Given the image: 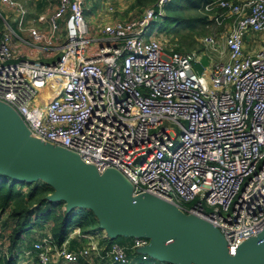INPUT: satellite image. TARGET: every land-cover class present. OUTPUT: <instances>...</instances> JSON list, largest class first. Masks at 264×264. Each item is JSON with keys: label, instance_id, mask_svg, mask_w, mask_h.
<instances>
[{"label": "built area", "instance_id": "built-area-1", "mask_svg": "<svg viewBox=\"0 0 264 264\" xmlns=\"http://www.w3.org/2000/svg\"><path fill=\"white\" fill-rule=\"evenodd\" d=\"M165 1L119 17L113 12L121 7L99 0L92 29L82 15L85 0H57L45 19L48 30L31 21L28 38L21 39L45 53L59 51L47 61L18 50L11 29L0 31V103L28 138L73 154L97 175L115 171L130 198L149 192L204 219L233 255L264 227V38L256 48L243 46L247 34L264 32V0L203 3L210 30L216 28L199 40L221 59L208 66L194 49L179 50L148 32ZM1 2L19 24L22 4ZM62 16L63 39L56 46ZM55 84L57 91L41 103L40 90ZM84 236L86 245L67 250L43 235L31 251L37 264L52 256L74 261L88 250L108 263L129 262L124 245L111 242L103 255L92 234ZM148 243V236H131L130 248L144 264H172L151 261L140 250Z\"/></svg>", "mask_w": 264, "mask_h": 264}, {"label": "water", "instance_id": "water-1", "mask_svg": "<svg viewBox=\"0 0 264 264\" xmlns=\"http://www.w3.org/2000/svg\"><path fill=\"white\" fill-rule=\"evenodd\" d=\"M135 158L134 162H139ZM0 172L11 178H42L53 187L50 200L63 209L89 207L107 237H149L143 248L172 264H264V227L229 255L223 238L197 215H184L167 200L149 192L129 197V187L113 170L97 175L71 153L30 139L16 116L0 103Z\"/></svg>", "mask_w": 264, "mask_h": 264}, {"label": "trees", "instance_id": "trees-1", "mask_svg": "<svg viewBox=\"0 0 264 264\" xmlns=\"http://www.w3.org/2000/svg\"><path fill=\"white\" fill-rule=\"evenodd\" d=\"M98 1V0H96ZM154 0H133L132 4L149 3ZM208 0H166L160 15V30L172 31L183 48L190 50L195 37L203 35L210 21L202 5ZM170 24V26H168ZM180 47V46H179ZM179 47H175L181 50ZM53 187L45 182L24 181L0 177V213H5L10 220L7 233V249L11 250L20 240L22 234L35 223L45 222L49 226V236L57 246L63 245L67 250L83 246L85 234H94L98 221L89 207L75 206L63 209V201L54 202L47 198ZM41 221V222H40ZM41 227H43L41 225ZM77 228V234L70 235ZM105 240V250L111 242L107 237L97 238V244ZM125 246L126 256L132 258L134 251L130 248L131 239L119 241ZM0 264H15L14 257L0 256Z\"/></svg>", "mask_w": 264, "mask_h": 264}, {"label": "rangeland", "instance_id": "rangeland-1", "mask_svg": "<svg viewBox=\"0 0 264 264\" xmlns=\"http://www.w3.org/2000/svg\"><path fill=\"white\" fill-rule=\"evenodd\" d=\"M21 1L24 6L26 7L27 10V16L26 18H32V17H36L38 14L42 13V14H47L50 10H52V6H54L57 2V0H19ZM114 2L115 5L121 7L120 9H117L113 12V15H117L119 17H124V16H131L133 14L138 13L141 8L147 4V3H143V4H132L133 0H112ZM86 4H84V9L82 11V15L83 18L85 20V22L88 24V26H90L92 29H94V24L97 22L99 17H95L94 18V14H92V8L93 7V3L95 2L94 0H85ZM11 11L9 6L3 4L0 2V28L4 25H11ZM203 11V9H202ZM163 12V11H162ZM204 12V11H203ZM63 20L64 17H60L57 19V23L58 26L57 29L55 30V43L54 45L59 46L61 43V40L63 39ZM160 14H158L156 16V18L150 23L149 26V30L148 32H153L155 35H158L160 39L163 40V42L167 45V44H171L175 47H179L181 50H186V48H183L182 45H180L177 41V35H174L172 33V31L167 32L166 30H160ZM37 25L40 27V29L42 31L47 30V22L41 21L40 23H37ZM168 26H170V24H168ZM216 27H212V29L210 30V27H206V32L203 35H209L210 33L214 32L213 30ZM197 36L195 37V41H193V47H191L190 49H194L197 54H199V58H200V62L202 65H209L212 61H218L221 60L220 58H218L216 51L215 50H211L209 48L208 45L202 43L199 38L201 37ZM259 38H264V32L258 37L256 38L255 41H250V43L248 44V46L250 45L251 47L254 46V44H256L255 46L257 47L259 45ZM39 50V49H38ZM40 51H44V50H40ZM54 52V51H53ZM52 53V52H51ZM48 54V53H47ZM59 54V51H57L55 54H51V56H57ZM50 55V54H49ZM194 67L196 68V71H198V66L194 65ZM206 81L209 83V79L206 77ZM0 177H6V174L1 173L0 172ZM37 182H44V180L42 178L37 179ZM51 194V193H49ZM48 194V195H49ZM62 200V199H60ZM59 201V199L55 200L54 202ZM64 205V201L62 203V208ZM122 236H126L123 234H116L112 237V239H114L115 241L119 242L122 241L121 237ZM102 239V236L100 233H98L96 235V238H100ZM110 238V237H107ZM85 242H83L84 244ZM105 240L102 241V243L99 244V253L104 255L105 252ZM2 245V242H0V246ZM92 251V250H88ZM135 253V252H134ZM87 254V253H86ZM87 256V255H86ZM99 259H101L102 261H105L107 264H115V263H108L107 260V256H103L102 258L98 257ZM136 259V264H144L143 261L139 260L136 258V256L129 258V262L130 260H135ZM149 259L153 262H163V260L160 258V260L156 259L155 257H152L151 255H149ZM91 260L93 261V257H91ZM76 262H73L71 264H79L81 263L79 259L75 260ZM83 264H86L84 261H82ZM82 264V263H81ZM128 264V263H127ZM132 264H135L132 262Z\"/></svg>", "mask_w": 264, "mask_h": 264}, {"label": "crops", "instance_id": "crops-1", "mask_svg": "<svg viewBox=\"0 0 264 264\" xmlns=\"http://www.w3.org/2000/svg\"><path fill=\"white\" fill-rule=\"evenodd\" d=\"M17 1H19V0H17ZM94 1L95 2L93 3L94 8H92V12H93L92 14H94V18L95 17L97 18L100 15L97 13V10H95V8L97 5L96 3L99 0L98 1L94 0ZM0 2H1V0H0ZM19 2L25 8V13L21 17V22L18 24V22H17L18 15L16 14V12L11 7H9L10 10H12L11 11V18H10L12 23H11V25L8 24V25L2 26L0 28V31L11 29L12 32H14V34L12 35V38H11L12 43H14L15 47L18 50H20L24 55H34L33 57H38V58H40L42 60H46V61L53 59L56 56H51V54L49 55V53L47 54L44 51H40V50L35 49V48H30L27 45H24L22 43L21 39L28 38V33H27L26 28L29 25H32L31 21H33V25H35L40 31H42V30L39 27L40 25L39 26L37 25V23H40L41 21L35 20L39 14L36 17L26 18V16H27L26 14L28 13L26 10V7L24 6V4L21 1H19ZM1 3H3V2H1ZM85 4H86V2H85ZM54 6H52V10H53ZM52 10H50L46 15L40 13L44 17V20L51 13ZM98 20H99V18H98ZM98 20H97V22H98ZM47 30H48V24H47ZM47 30H44L42 32H46ZM261 34H251V35L247 34L243 40L244 49L246 51H248L250 48H252L250 45L248 46V44L250 43V41H255L256 38H258ZM55 38H56V36H55ZM261 39L262 38H259V42L261 41ZM255 45L256 44H254V46ZM254 48H256V46ZM26 57H28V56H26ZM223 57H225V56H223ZM10 224H11L10 220L6 217V214L0 213V242H2V245L0 246V256H6V258L14 257L15 258V264H37L36 259L34 257V254L31 251V243L43 235H49L48 224L45 222H41L38 224L35 223V226L32 225V227L30 229H27L26 231H24V233L22 234V236H21L20 240L17 242V244L11 250H8L7 249V242H8L7 241V233L9 231L10 226H11ZM41 225L43 227H41ZM74 229L70 233V235H72V236L77 234V232ZM101 231L102 230L98 228V230L94 234H92V236L96 240V242H97L96 235L98 233L102 234ZM84 238H85L84 245H86V243L88 242V238L86 236H84ZM109 239H112V238H109ZM121 239H122V242H123V239L124 240H130L131 236L130 235L122 236ZM86 255L79 256V257H77V259H79L82 264H83L82 261H84L86 264H89V263L99 264L100 262H102L104 264L106 263L105 261L100 260L95 255V251H89ZM135 256L137 259H139L138 253H135ZM91 257H93V261L91 260ZM73 262H76V261L75 260L74 261H67L61 257L52 256L50 259V262H48V264H71ZM132 262L136 264V259L130 260V262H128V264H132ZM81 263H79V264H81Z\"/></svg>", "mask_w": 264, "mask_h": 264}, {"label": "bare ground", "instance_id": "bare-ground-1", "mask_svg": "<svg viewBox=\"0 0 264 264\" xmlns=\"http://www.w3.org/2000/svg\"><path fill=\"white\" fill-rule=\"evenodd\" d=\"M57 84L51 86L50 88L46 87L45 89L40 90L38 98L40 97V102L42 103L44 99L50 97L57 91Z\"/></svg>", "mask_w": 264, "mask_h": 264}]
</instances>
